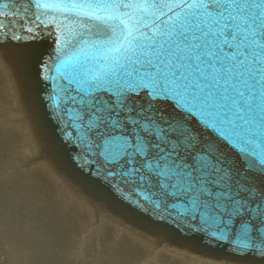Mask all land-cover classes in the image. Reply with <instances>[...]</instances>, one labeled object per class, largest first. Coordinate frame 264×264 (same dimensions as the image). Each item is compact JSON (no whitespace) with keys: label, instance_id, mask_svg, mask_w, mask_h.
<instances>
[{"label":"snow or ice","instance_id":"1","mask_svg":"<svg viewBox=\"0 0 264 264\" xmlns=\"http://www.w3.org/2000/svg\"><path fill=\"white\" fill-rule=\"evenodd\" d=\"M36 7L71 24L66 44L78 52L62 102L91 154L158 210L203 220L218 240L233 237L237 254L264 257V184L254 183L264 178V0Z\"/></svg>","mask_w":264,"mask_h":264},{"label":"water","instance_id":"2","mask_svg":"<svg viewBox=\"0 0 264 264\" xmlns=\"http://www.w3.org/2000/svg\"><path fill=\"white\" fill-rule=\"evenodd\" d=\"M49 2L41 0L45 5ZM0 11L12 14L0 20V25L5 26L0 32V57L9 66L19 99L21 94L36 142L37 159L46 163L100 214L158 244L202 260L264 264V257L237 254L233 237L218 240L203 220L189 221L175 211L158 210L139 188L128 184L115 172L110 174L81 140L80 130L69 119L68 106L62 102L63 89L68 87L65 76L70 66L67 61L69 57L74 60L78 52L66 44L70 22L62 14L36 7V0H0ZM37 16L40 21L35 20ZM21 20L35 29L34 38L22 30ZM38 23L42 26L37 27ZM16 36L21 38L16 39ZM58 37L59 44L56 43ZM225 51L232 50L225 48ZM261 144L264 146V134ZM254 183L264 184V178H256Z\"/></svg>","mask_w":264,"mask_h":264},{"label":"rangeland","instance_id":"3","mask_svg":"<svg viewBox=\"0 0 264 264\" xmlns=\"http://www.w3.org/2000/svg\"><path fill=\"white\" fill-rule=\"evenodd\" d=\"M4 107L7 109L8 105H0V264L11 263L10 254H14L15 264H113L101 253L105 244L112 246L111 232L92 226L95 223L92 217L84 222L74 212L53 209L67 200L68 195L56 194L52 185L35 177L38 176L33 170L36 163L29 151H25L21 134L9 127L10 123L16 124L18 117L7 116ZM21 173H27V177L19 179ZM31 182L41 199L39 203L33 201L36 196L28 187ZM27 194L33 202L23 200ZM50 211L57 216L50 218ZM86 243L99 247L94 246L96 251H93ZM80 247L85 255L81 260L77 257Z\"/></svg>","mask_w":264,"mask_h":264},{"label":"bare ground","instance_id":"4","mask_svg":"<svg viewBox=\"0 0 264 264\" xmlns=\"http://www.w3.org/2000/svg\"><path fill=\"white\" fill-rule=\"evenodd\" d=\"M1 104L8 105L7 109H5V107L3 108L6 110L5 114L7 116L15 115L18 117V119L16 120V124L10 123L9 127L21 134L22 136L21 143L22 145H24L25 151L27 150L29 151L28 155H30L31 160H33L34 149L32 147L31 134L28 131L29 128L28 127L26 128V126L22 122L21 111L23 112V110L21 103L19 102V95L15 86V82L9 69L0 60V105ZM11 110L15 112H11ZM28 136L30 137L31 141L29 140ZM22 145L19 149L20 152H22ZM13 150L15 151V149ZM8 155H9V151H8ZM33 167H34L33 168L34 172L36 173V175H38L35 177H41L44 179L43 182L45 183L48 182L49 185H52L51 189L56 194L61 195L63 193L65 197H66L65 193L68 195L66 198L67 200L61 201L60 204L57 205V208H53L56 212L58 210L60 211V209L68 210L69 212H74L77 214L78 218L82 219L84 222L90 217H92L93 220L95 221V223H92V226H95V228H101L108 232H111V234L113 235L112 236L113 239L111 242L112 246H108L107 244H105L102 248L103 250L101 253H104L106 255L105 258L108 259V261H110L109 259H111L112 260L111 262L113 264H227V263L198 262L190 259L186 255L179 254L176 251L165 249L139 235L133 234V232L131 233L129 231L118 228L120 227L119 223H117L113 219L109 220L107 218L108 219L107 220L104 215L100 214V212L96 208L92 207L86 200H84L83 198L81 199V197L79 198L76 192L75 195L74 190L72 188L67 186V184L64 181L58 179L57 176L50 173L48 168L47 169L45 168V164L36 162V164ZM24 177H27V173L26 174L21 173L19 175V179ZM28 187L31 189V193L37 197L36 198L33 196V201L39 203L41 199L35 194V188L33 182H31ZM30 196L31 195L28 194L26 196L24 195L23 200L28 201V203L33 202L30 200L29 198ZM20 204L25 211L28 210V208H25L21 200H20ZM49 216L50 218H53L56 217L57 214H53L50 211ZM121 227L123 226L121 225ZM102 235L104 236L103 233ZM86 244L92 246L93 251H96L95 247H99L98 244H91V243H86ZM9 252L10 251H8V253ZM81 252L82 251L80 247V251H78L79 256H77L80 260H81V256L82 257L85 256ZM8 258L10 259L11 262L9 264H15L14 254L13 255L10 254Z\"/></svg>","mask_w":264,"mask_h":264}]
</instances>
